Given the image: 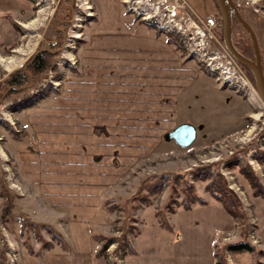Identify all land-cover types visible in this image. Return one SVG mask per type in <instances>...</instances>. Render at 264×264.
Instances as JSON below:
<instances>
[{
    "label": "rangeland",
    "instance_id": "374dc122",
    "mask_svg": "<svg viewBox=\"0 0 264 264\" xmlns=\"http://www.w3.org/2000/svg\"><path fill=\"white\" fill-rule=\"evenodd\" d=\"M22 1L24 3L16 9H0V56L8 60L15 59L10 65L0 61V83L21 69L39 47L57 43L59 35L56 24L61 25L60 19L68 16V24L63 26L65 33L62 47L54 59V65L30 85L11 94H7V90L0 98V264H22L23 252H36L37 247L46 250L59 242L52 227L31 221L35 217L33 213H29L27 218L24 212H8L12 205L19 204L22 207L20 196L26 191L19 180L16 151L30 132L24 130L29 123L28 110L36 108L52 94L62 93L73 70L70 67L78 68L80 48L87 40L86 29L97 15L93 0H89L92 6L87 0H82V3L81 0ZM122 1L137 19L165 33L189 60H195L201 68L212 74L222 88L241 94L247 109L236 129L233 126L240 106L228 103L227 107L221 109L224 121L215 125L220 131L227 130L221 134V138L213 136L208 131L211 128L202 124L199 125L200 133L195 141L188 146L169 140L162 132L152 134L151 149H145L141 144L140 154L135 153V158L138 156L139 159L134 164L126 165L123 180L110 194L114 219L108 234L100 237L102 246L107 237L116 239L105 252L110 264H125L126 254L134 250L133 241L139 247L150 238L152 244L156 245L153 239H160L164 243L175 238L173 235L177 229L178 234L183 233L186 237L187 232L182 226L186 212L194 211L191 213L211 223L209 216L213 213L205 211L203 207L220 202L227 210L226 202L230 198L236 203H229L228 206L236 214L233 213V216L228 211L226 226L215 240L217 264H264V238L260 235L256 214L257 198L262 196L259 193L264 190V100L257 90L255 79L236 59L242 68L241 73L248 80L245 87L236 80L234 86H228L221 82L216 72L212 73L206 68L208 57L215 55L213 50H228L224 42L223 25L215 29L217 38H211L208 33L204 36L196 26H192L193 20L199 22L209 14L221 16L220 10L214 7V0ZM236 1L240 2V12L250 24L255 20H264V0ZM172 4L177 6V15L174 20H169L168 6ZM187 35L196 36L190 39L196 47L191 54L183 41L188 40ZM233 40L244 47L252 45L251 36L235 19ZM21 48L26 49V55L20 54L18 50ZM72 61L75 63L72 64ZM214 61L221 62L222 59L216 57ZM239 75L240 72L236 71L235 76ZM240 83L243 85V82ZM239 87L241 90L237 91ZM217 99L221 100V97L209 90V93H204L202 97L200 95L198 99L185 100L183 109L190 114L212 116L213 112L209 108L216 105ZM32 206L37 209V205ZM42 214L38 216L43 217ZM206 223L203 222L205 226ZM196 230L199 233L200 230L204 231L197 225ZM240 241L249 242L252 249L232 250L228 247Z\"/></svg>",
    "mask_w": 264,
    "mask_h": 264
},
{
    "label": "crops",
    "instance_id": "0c3cea01",
    "mask_svg": "<svg viewBox=\"0 0 264 264\" xmlns=\"http://www.w3.org/2000/svg\"><path fill=\"white\" fill-rule=\"evenodd\" d=\"M23 3L0 0V9ZM93 3L97 15L86 29L78 68L70 67L62 93L28 110L24 130L30 132L16 151L19 180L26 191L20 196L22 207L12 205L10 213L24 212L27 218L33 213L31 221L59 234L52 248L23 252L22 264H110L106 254H99L100 237L108 234L114 219L110 194L123 180L126 165L139 159L135 153L140 154L141 144L151 149L152 134L161 132L171 140L169 133L182 123L194 125L197 135L203 124L221 138L227 131L215 127L224 121L221 109L228 103L240 106L235 129L246 113L241 94L222 88L165 33L130 13L122 0ZM251 25L264 65V20ZM209 90L221 97L209 108L211 117L183 109L185 100L198 99ZM262 198H257L256 214L264 238ZM203 208L213 213L211 223L189 210L182 222L186 237L177 229L175 238L164 243L153 239L158 248L152 238L141 247L133 241L125 264H217L215 240L229 213L220 202ZM196 225L203 228L201 234Z\"/></svg>",
    "mask_w": 264,
    "mask_h": 264
},
{
    "label": "trees",
    "instance_id": "16d2710c",
    "mask_svg": "<svg viewBox=\"0 0 264 264\" xmlns=\"http://www.w3.org/2000/svg\"><path fill=\"white\" fill-rule=\"evenodd\" d=\"M216 7L219 10V7L216 3V0H214ZM241 4L238 3V7L241 10ZM72 4L70 3V8L72 9ZM67 17L68 16H64L63 19H60V23L61 25H59L57 23V17L55 19V23L56 24V29H57V34L59 35V40L57 41V43L55 45L49 46V47H39L36 52L27 60L26 64L19 69L18 71H16L15 73L11 74L6 80H4L3 82L0 83V98L3 97L4 92L8 90L7 94H11L13 92H15L17 89L19 88H25L26 86L30 85L34 80L40 78L48 68L52 67L54 65V59L60 54V50L62 47V39L64 37V33H65V28L67 23ZM234 19L237 20L238 24H241V22H239V20L234 16ZM64 26V27H63ZM63 35V36H62ZM172 42H174L173 40H171ZM60 42V43H59ZM237 48L246 56L249 57H254V45H253V41H252V45H249L247 47V45L244 47L241 44H238L237 42H235ZM250 44V41H249ZM251 49V51H250ZM250 74L251 77L254 78V74L253 72L245 67L244 65H242ZM263 197H264V190L260 191V193ZM227 203V210L233 214L235 213L234 211H232L230 209V207L228 206V204H234L236 203L232 198H230V200ZM186 208H190V206H187ZM11 209V207H10ZM8 208V212H10V210ZM6 212V213H8ZM236 214V213H235ZM233 216H235L233 214ZM165 224V223H164ZM56 235L59 237V234H57V231L55 230ZM104 236V235H103ZM116 239L114 237H107L105 240V243L103 244V246L100 248L99 250V254L103 255L105 254L108 246L113 243ZM229 248H231L232 250H244V249H252V245L249 242H245V241H240L237 243H232L228 245Z\"/></svg>",
    "mask_w": 264,
    "mask_h": 264
},
{
    "label": "water",
    "instance_id": "95a60500",
    "mask_svg": "<svg viewBox=\"0 0 264 264\" xmlns=\"http://www.w3.org/2000/svg\"><path fill=\"white\" fill-rule=\"evenodd\" d=\"M216 3L223 17V37L226 48L241 65H244L253 72L257 90L264 100V65L257 33L250 22L240 12L235 0H216ZM234 16L241 22L252 38L255 51L254 57L243 54L233 40ZM168 136L174 139L179 145L188 146L195 141L197 130L190 123H182L171 131Z\"/></svg>",
    "mask_w": 264,
    "mask_h": 264
},
{
    "label": "built area",
    "instance_id": "2783aa9c",
    "mask_svg": "<svg viewBox=\"0 0 264 264\" xmlns=\"http://www.w3.org/2000/svg\"><path fill=\"white\" fill-rule=\"evenodd\" d=\"M87 1L89 2V0ZM81 3H82V0H81ZM238 3L240 4V2ZM168 10L170 11V13L168 14V16L170 17L169 20H174L175 15H177V6L174 4L169 5ZM87 14H88V11H87ZM192 26L193 27L196 26L198 28V32L200 34L202 33L204 36L206 35V33H208V35L211 38H217V35L215 34V29L220 28L222 26V17L217 16L215 14H209L206 18L200 19L199 22L193 20ZM187 37H188V40L187 41L183 40V41H184L185 46L187 47L188 53L191 54L194 50H196V47L192 45L190 39H194L196 38V36L187 35ZM212 52H215V55L208 57L209 61L206 62L207 63L206 68L210 70L212 73L216 72L218 74L217 75L218 78L221 80L222 83L224 82V83H227L228 86H234L235 85L234 80H236L239 82L240 86L245 87V85L248 84V80L241 73L242 68L238 65V63L235 61L232 55L228 52V50L216 49V50H213ZM216 57L221 58L222 61L215 62L214 58ZM74 63L75 61H72V64ZM236 71L240 72V75H239L240 77L235 76ZM240 81L243 82V85L240 83ZM236 90L239 91L241 89L239 87V88H236Z\"/></svg>",
    "mask_w": 264,
    "mask_h": 264
},
{
    "label": "bare ground",
    "instance_id": "6f19581e",
    "mask_svg": "<svg viewBox=\"0 0 264 264\" xmlns=\"http://www.w3.org/2000/svg\"><path fill=\"white\" fill-rule=\"evenodd\" d=\"M27 26V25H26ZM27 44V43H26ZM31 48V47H30ZM29 49V48H28ZM24 50H26V49H23V48H21L20 50H18V51H20V54H25V52H24ZM27 54V53H26ZM25 54V55H26ZM22 56V55H21ZM19 59V58H18ZM20 59H22V58H20ZM0 61L2 62V63H4L5 65H10V64H12L14 61H15V59H13V58H10L9 60H8V58L6 59L5 57H2V56H0ZM7 62V63H6ZM21 62V61H20ZM17 64H18V62H17ZM16 64V65H17ZM21 64H22V62H21ZM262 104L264 105V102H262Z\"/></svg>",
    "mask_w": 264,
    "mask_h": 264
}]
</instances>
